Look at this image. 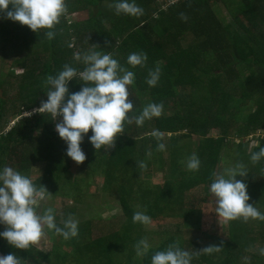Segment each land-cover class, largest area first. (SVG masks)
I'll list each match as a JSON object with an SVG mask.
<instances>
[{"label": "trees", "instance_id": "16d2710c", "mask_svg": "<svg viewBox=\"0 0 264 264\" xmlns=\"http://www.w3.org/2000/svg\"><path fill=\"white\" fill-rule=\"evenodd\" d=\"M136 2L144 9L139 17L116 15L113 0H65L67 12L52 29V39L45 30L38 34L0 13V57L9 62L8 69H0V167L11 166L31 178L38 165L39 175L31 180L51 195L37 211L52 207L61 226L70 214L76 219L91 190L117 194L121 209L109 216L117 222L93 213L78 220V235L71 239L51 230L47 250L38 244L16 249L0 239V254L14 253L23 264H150L153 252L178 243L192 254L191 264H264V220L223 222L221 233L203 230L201 212L203 204L215 203L210 183L237 163L248 172L236 177L247 185L248 203L264 212V159L250 160L264 146V0ZM78 6L87 11V19L67 21L65 16ZM75 50L110 52L135 74L128 87L133 119L124 123L109 149L94 150L89 130L80 145L86 159L79 174L55 131L60 117L34 111L47 99L48 75L65 64L82 70ZM140 51L147 54L145 63L128 65L127 56ZM157 67L159 80L150 87L149 71ZM81 86L76 78L69 92ZM148 103H162L163 111L137 126L134 117ZM153 130L160 131L159 139ZM192 153L200 159L197 171L185 166ZM155 170L161 171V182L152 181ZM51 199H61L60 209ZM137 211L166 219L154 232L158 242L143 257L133 246L151 233L133 222ZM4 228L0 224V231ZM208 246L221 248L203 252Z\"/></svg>", "mask_w": 264, "mask_h": 264}, {"label": "clouds", "instance_id": "9594fccd", "mask_svg": "<svg viewBox=\"0 0 264 264\" xmlns=\"http://www.w3.org/2000/svg\"><path fill=\"white\" fill-rule=\"evenodd\" d=\"M116 15L139 17L144 9L136 0H113L111 5ZM67 12L65 0H0V13L5 19L27 26L39 34L41 30L48 39L55 36L52 30L62 15ZM182 20L188 17L179 13ZM98 47V46H97ZM75 58L84 65L82 70L65 64L57 74L46 77L47 99L34 109L35 112L49 113L54 119L60 117L55 125L58 137L66 144V156L79 164L86 159V154L80 147L84 136L94 150L108 149L114 145L115 139L123 133L124 123L130 121L128 113L133 108L129 99L128 87L134 82V72L125 68L107 51H89L75 53ZM147 60L143 51L132 52L127 56L126 63L131 67L142 66ZM160 69L150 70L146 83L152 87L159 80ZM79 79V91L69 92L68 84ZM163 111L162 103L146 104L139 115L134 117L137 126L145 120L159 117ZM153 136L161 137L159 130H153ZM165 145L159 143L157 148L163 150ZM264 159V146L250 156L252 162ZM187 170L197 171L200 159L192 153L186 160ZM140 167H144L140 162ZM245 166L237 163L225 168L216 175L209 185V192L215 200V214L225 223L236 219L264 220V212L255 205L248 203L247 185L237 176L247 175ZM51 195L45 187H37L31 178L19 170L4 165L0 167V224L5 225L0 231V239L5 240L16 249H28L35 245L43 235L44 228L53 230L64 239L78 235V220L70 214L57 224L52 207L43 212L37 211L40 201ZM134 223L149 224L151 217L144 211L133 214ZM137 257L148 254L151 245L142 238L133 246ZM221 246H208L202 251L211 253L219 251ZM264 255V248L260 249ZM192 254L184 250L178 243L168 245L163 250H157L150 256V264H191ZM0 264H23V260L14 253L0 256Z\"/></svg>", "mask_w": 264, "mask_h": 264}, {"label": "rangeland", "instance_id": "374dc122", "mask_svg": "<svg viewBox=\"0 0 264 264\" xmlns=\"http://www.w3.org/2000/svg\"><path fill=\"white\" fill-rule=\"evenodd\" d=\"M71 2L76 3L77 0H69ZM88 13L87 11L83 10L80 6L75 7V9L73 10L72 13H68L65 18L67 21L69 22H74L76 20H85L87 19ZM78 50H75V53H78ZM1 58L0 57V69H8L9 67V62H1ZM61 118H56V123H58L60 121ZM16 119H14L15 121ZM12 124V123H11ZM56 125V124H55ZM54 125V127H55ZM195 137V136H194ZM252 146L256 145V141H252V143H250ZM82 163V162H81ZM76 164V168L77 171L74 174H79L78 170H81L82 168V164ZM5 165V164H4ZM3 165V166H4ZM37 168L38 165L36 167H34L31 171L33 172L31 178H35L37 177L39 174L37 172ZM162 173L159 170H155L153 171V176H152V181L154 182H161V177ZM98 184L101 183V177L100 179H98ZM94 185L93 187H97L98 189V185L96 181H93ZM199 198V194H195V200H198ZM85 201L83 205L79 206L77 208V215H76V219L77 220H81L84 219V217H86L87 215H89L90 213H93L97 216V218H101L104 221H107L109 223L111 222H117L114 218H112V220H110L109 216L111 215H118L120 214V206L118 203V195L117 194H105V193H95L93 192V190H91L88 194L85 195ZM193 199V198H192ZM52 200V199H51ZM194 200V203H196ZM53 201V205L55 207H57L58 209H60L59 207H61L62 202L61 199H54ZM201 212H202V228L203 230H209V229H213L216 228L217 231L224 233V230L226 229V226L223 225V220L218 218L215 214V203L214 204H203L201 207ZM108 217V218H107ZM218 219L219 223H216ZM166 219L160 217L158 219H151V222L149 224L143 225V229L145 232L147 233H151L147 234V240L149 241L150 244L154 245L155 243L158 242V237L154 234L155 230H157L158 228L161 227V225L165 224ZM51 230L47 229L46 227L44 228L43 231V235L40 238V240L36 243L38 244V246H40V248L47 250L49 248L50 245V233ZM98 235V233H97ZM96 235V236H97ZM150 235V236H149ZM224 235V234H222ZM0 256H2L0 254ZM241 261H236L235 264H241Z\"/></svg>", "mask_w": 264, "mask_h": 264}]
</instances>
